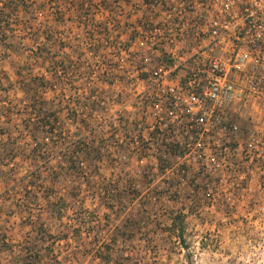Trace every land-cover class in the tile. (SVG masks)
Segmentation results:
<instances>
[{
  "label": "rangeland",
  "instance_id": "rangeland-1",
  "mask_svg": "<svg viewBox=\"0 0 264 264\" xmlns=\"http://www.w3.org/2000/svg\"><path fill=\"white\" fill-rule=\"evenodd\" d=\"M116 3L0 0V264H264L262 184L235 191V204L209 206L189 189L174 198L148 189V175L131 171L135 143L114 139L137 130L119 108L135 77L120 58L130 14ZM49 70L41 95L57 130L33 140L23 87ZM74 148L83 173L58 167Z\"/></svg>",
  "mask_w": 264,
  "mask_h": 264
},
{
  "label": "built area",
  "instance_id": "built-area-1",
  "mask_svg": "<svg viewBox=\"0 0 264 264\" xmlns=\"http://www.w3.org/2000/svg\"><path fill=\"white\" fill-rule=\"evenodd\" d=\"M116 2L130 14L120 58L135 77L133 100L119 108L137 130L114 139L135 143L127 155L140 164L131 171L148 175V189L169 198L189 189L209 206L239 202L235 191L252 183L264 189V0Z\"/></svg>",
  "mask_w": 264,
  "mask_h": 264
},
{
  "label": "trees",
  "instance_id": "trees-1",
  "mask_svg": "<svg viewBox=\"0 0 264 264\" xmlns=\"http://www.w3.org/2000/svg\"><path fill=\"white\" fill-rule=\"evenodd\" d=\"M46 53V52H45ZM45 59V62L47 60ZM52 63V61H51ZM52 74L49 70V75L47 77L39 75L38 77H34V79H27V83L25 87H23V92L26 96H29V103H27V106H29L30 109H27L26 115H24V119L28 121L27 130L25 132H29V136L36 140V138L39 135H42V137L47 136H54L56 133V126H55V114L49 107L46 105L45 100L43 96L41 95V88H46V85L51 84L52 80ZM99 102V99H96ZM97 104V103H96ZM31 121L35 122V125L37 128L30 126ZM40 150L38 152H42L44 147L42 144L39 146ZM77 149V148H76ZM73 149L77 153V156L69 155V153H64V155L61 157L63 158V161H60L59 158V164L58 167L60 170H66L67 168H70L72 170H77L83 173L85 171V159L83 158L82 154H78V152H81V150ZM69 151V150H68ZM71 152V154H73ZM44 163L50 165V161L46 160ZM30 180H33L30 178ZM33 182V181H31ZM179 236H182V232H179Z\"/></svg>",
  "mask_w": 264,
  "mask_h": 264
}]
</instances>
